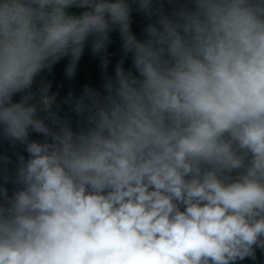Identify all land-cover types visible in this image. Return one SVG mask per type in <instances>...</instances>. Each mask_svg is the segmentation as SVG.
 Here are the masks:
<instances>
[{"label":"clouds","instance_id":"clouds-1","mask_svg":"<svg viewBox=\"0 0 264 264\" xmlns=\"http://www.w3.org/2000/svg\"><path fill=\"white\" fill-rule=\"evenodd\" d=\"M2 142L0 264H264V0H0Z\"/></svg>","mask_w":264,"mask_h":264},{"label":"trees","instance_id":"trees-1","mask_svg":"<svg viewBox=\"0 0 264 264\" xmlns=\"http://www.w3.org/2000/svg\"><path fill=\"white\" fill-rule=\"evenodd\" d=\"M134 19H138V17L134 16ZM134 31L139 33V29L135 27V24H134ZM114 64H115V59H113V64L110 65L109 68L110 72H112V70L114 69ZM60 72L61 69L57 68L56 70L57 79H60ZM77 83H78V90H79V86H81L84 83H91L97 87L99 86L98 70L96 67V62L93 61L90 56H86L85 59L82 61L81 67L78 70ZM11 151L12 149L9 148L6 142L0 143V154L11 153ZM244 264H251V262L245 261Z\"/></svg>","mask_w":264,"mask_h":264}]
</instances>
